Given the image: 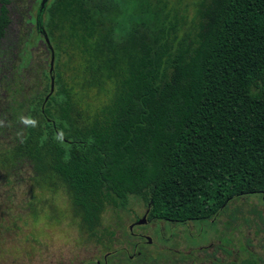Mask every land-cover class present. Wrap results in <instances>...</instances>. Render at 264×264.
<instances>
[{
  "label": "trees",
  "instance_id": "trees-1",
  "mask_svg": "<svg viewBox=\"0 0 264 264\" xmlns=\"http://www.w3.org/2000/svg\"><path fill=\"white\" fill-rule=\"evenodd\" d=\"M33 2L26 21L33 42L49 40L54 91L9 90L0 117L15 136L2 157L29 166L39 187L62 189L89 240L107 207L125 210L131 199L149 223L168 226L214 222L236 198L264 200V0ZM8 3L0 0V44ZM56 49L78 57L81 89L109 91L93 114L61 78ZM215 252L194 264H264Z\"/></svg>",
  "mask_w": 264,
  "mask_h": 264
},
{
  "label": "rangeland",
  "instance_id": "rangeland-1",
  "mask_svg": "<svg viewBox=\"0 0 264 264\" xmlns=\"http://www.w3.org/2000/svg\"><path fill=\"white\" fill-rule=\"evenodd\" d=\"M10 1L11 23L0 44V108L9 99L11 88L21 87V93H28L42 86L50 87L54 78L49 73L51 53L43 39L35 42V36V43L32 41L30 31L35 26L26 21L27 9L35 14L37 6L33 0ZM193 1L181 3L190 6ZM26 40L31 41V47L24 45ZM25 50L24 57L32 56L28 66L21 70L23 78L18 80L16 66L20 63L19 54ZM57 60L61 78L74 86L75 100L82 110L93 114L108 101L107 90L81 89L77 56L56 49L55 64ZM0 118V264H104L107 254L108 264H194L211 254L217 245L231 252L226 256L218 254L225 260L248 257L247 251L264 258V225L260 220V217L264 219V200L250 195L230 201L214 222L183 226L147 223L130 231L145 236L144 240L130 237L129 226L146 211L142 201L131 199L125 210L107 207L95 238L89 240L73 219L69 199L62 189L41 188L34 183L29 166L20 164L13 168L4 163L2 156L12 147L15 132L14 127L4 126ZM257 230L260 233L256 234ZM133 243L138 247L130 250ZM203 249L206 254L201 252ZM141 254L145 258L139 259ZM189 255L193 258L188 259Z\"/></svg>",
  "mask_w": 264,
  "mask_h": 264
},
{
  "label": "flooded vegetation",
  "instance_id": "flooded-vegetation-1",
  "mask_svg": "<svg viewBox=\"0 0 264 264\" xmlns=\"http://www.w3.org/2000/svg\"><path fill=\"white\" fill-rule=\"evenodd\" d=\"M11 4V1L9 0V3L7 4V6H6V8L8 9V12H9V8H8V6ZM30 11V8H28L27 9V13ZM10 13V12H9ZM9 15V14H8ZM30 17L28 16V19H29ZM9 19H10V17H9ZM10 23H11V20H10ZM10 23L8 24V26H7V29H8V27H9V25H10ZM30 25H32V24H30ZM33 26V25H32ZM6 29V30H7ZM5 36V35H4ZM2 41V40H1ZM147 211H145V213H146ZM141 220V219H140ZM139 220H137V221H135L133 224H131L130 226H129V232L130 231H132L133 229H136L137 227L136 226H141V225H145V224H149V222H148V220H147V216H146V223L145 224H141V225H137L136 223L138 222ZM135 227V228H134ZM258 231V233H260V231L259 230H257ZM159 232H160V230H159ZM262 232L264 233V226H263V230H262ZM257 232H256V234H258ZM130 235H131V237H135V236H137L138 238H141V240H144V238H145V236H143V235H139V234H132L131 232H130ZM136 238V237H135ZM146 240V239H145ZM131 246V248H130V250H134V249H137V247H138V244L137 243H133L132 245H130ZM211 247H213V246H211ZM216 250V252H215V256L216 257H218V258H220V259H222V260H225V259H223L222 257H220V256H218V254H220V253H224V256H226V255H229V254H231V252H229L223 245H217V246H214L213 247V250H212V253H214V251ZM247 251V250H246ZM125 253H128V252H126L125 251ZM247 253H248V256H249V254H253V253H251V252H249V251H247ZM109 254H107L106 256H105V260H104V264H108V259H107V257H109L108 256ZM255 255V254H254ZM131 257L132 256H130L129 257V259L131 260ZM256 257H259V258H261V259H263V261H264V258L262 257V256H256ZM241 259H243V258H241ZM237 260H239V259H234V260H232V261H237ZM225 261H228V260H225ZM97 264H99V262H97Z\"/></svg>",
  "mask_w": 264,
  "mask_h": 264
},
{
  "label": "water",
  "instance_id": "water-1",
  "mask_svg": "<svg viewBox=\"0 0 264 264\" xmlns=\"http://www.w3.org/2000/svg\"><path fill=\"white\" fill-rule=\"evenodd\" d=\"M45 2H47V0H42V2H41V7L44 5V3ZM43 40H44V43L46 44V45H48L49 46V48H50V53H51V62H50V65H49V67H50V70H49V73H52V70H53V53H52V48L50 47V43H49V40H48V38H47V36L43 33ZM51 82H50V92H49V95L52 93V90H53V86H54V78H51V80H50ZM47 99V98H46ZM146 216H147V212L143 215V217L141 218V220H139L136 224L137 225H141V224H145L146 223Z\"/></svg>",
  "mask_w": 264,
  "mask_h": 264
}]
</instances>
